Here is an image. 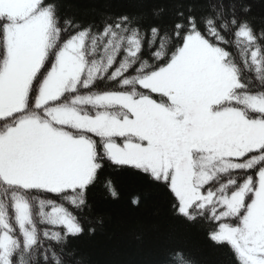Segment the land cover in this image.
<instances>
[{
    "label": "snow or ice",
    "instance_id": "snow-or-ice-1",
    "mask_svg": "<svg viewBox=\"0 0 264 264\" xmlns=\"http://www.w3.org/2000/svg\"><path fill=\"white\" fill-rule=\"evenodd\" d=\"M64 8L0 0V264H74L70 238L108 162L169 189L181 222L234 218L209 239L264 264V28L248 0L180 6L168 26L85 25ZM224 33L243 39L242 63ZM161 264L192 262L177 245Z\"/></svg>",
    "mask_w": 264,
    "mask_h": 264
},
{
    "label": "trees",
    "instance_id": "trees-1",
    "mask_svg": "<svg viewBox=\"0 0 264 264\" xmlns=\"http://www.w3.org/2000/svg\"><path fill=\"white\" fill-rule=\"evenodd\" d=\"M64 11L75 15L87 25H100L107 16L142 15L146 24L170 25L178 7H189L194 14L203 15L216 3L228 0H64ZM257 32L264 28V0H248ZM164 8L156 18L153 10ZM229 44L221 45L236 60L243 62L244 43L232 33H224ZM264 57V51L261 52ZM158 98V97H157ZM97 140L99 138H96ZM117 142H121L117 138ZM117 193L113 196L108 188ZM87 205L80 213L85 232L71 239L74 264H161L168 250L180 246L192 264H239L227 244L217 245L209 239V225L217 229L220 221L204 219L202 223L181 222L170 212L174 194L169 189L156 187L144 174L128 166L107 163L98 181L86 193ZM138 199V203L134 200ZM70 211H75L70 205ZM223 211V209H218ZM235 219H227L233 225Z\"/></svg>",
    "mask_w": 264,
    "mask_h": 264
},
{
    "label": "rangeland",
    "instance_id": "rangeland-1",
    "mask_svg": "<svg viewBox=\"0 0 264 264\" xmlns=\"http://www.w3.org/2000/svg\"><path fill=\"white\" fill-rule=\"evenodd\" d=\"M229 218H231V217H225V218H221V219H217V220L220 221V224H227V219H229ZM231 219H233V218H231ZM231 221H234V220H231ZM235 224H236V221L233 222V226H235Z\"/></svg>",
    "mask_w": 264,
    "mask_h": 264
}]
</instances>
